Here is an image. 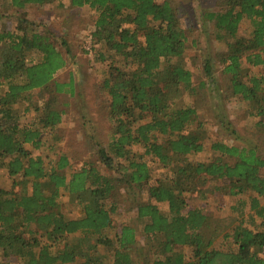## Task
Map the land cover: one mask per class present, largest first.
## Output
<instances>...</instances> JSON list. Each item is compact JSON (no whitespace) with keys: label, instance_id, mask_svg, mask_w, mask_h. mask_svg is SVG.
I'll return each mask as SVG.
<instances>
[{"label":"trees","instance_id":"trees-1","mask_svg":"<svg viewBox=\"0 0 264 264\" xmlns=\"http://www.w3.org/2000/svg\"><path fill=\"white\" fill-rule=\"evenodd\" d=\"M52 3L66 2L0 0V11ZM68 6L86 7L94 17L91 53L105 65L110 142L98 149V163L87 161L69 176L67 157L43 156L60 141L53 136L65 113L60 96L73 94V80H54L66 59L51 32L27 19L2 27L0 264H264V159L257 149L204 143L197 101H204V80L216 63L224 90L246 104L264 132V72L253 70H264V0H217L207 18L225 48L204 61L202 81L183 63L191 40L170 2L68 0ZM59 45L69 53L64 41ZM220 124L232 137L231 127ZM220 181L238 199L229 220L190 208ZM63 195L76 203L79 218L64 215ZM120 210L132 217L116 229Z\"/></svg>","mask_w":264,"mask_h":264},{"label":"rangeland","instance_id":"rangeland-1","mask_svg":"<svg viewBox=\"0 0 264 264\" xmlns=\"http://www.w3.org/2000/svg\"><path fill=\"white\" fill-rule=\"evenodd\" d=\"M164 1L170 2L176 10L181 26L191 40L183 63L193 72L197 81H202L204 61L210 62L216 52L225 48L223 43L217 42L213 24L207 18L209 13L216 11L217 0H156L159 4ZM63 2H66L63 7L52 3L43 7L28 6L22 11L8 10L3 13L4 15L0 11V29L4 26L8 29L13 28L18 21L27 19L39 26L40 31L48 30L58 39V47L66 59V67L55 75L54 80L62 84L72 79L74 92L72 95L67 93L60 96L61 101L66 104L63 107L65 113L61 124L53 132V136H58L60 141L54 143V152L43 150V156H48L53 161L60 156L67 157L69 168L66 173L69 176L72 172L80 170L87 161L98 163V149L110 142L111 124L107 109L108 98L101 89L105 65L95 60L94 52L90 54L86 50L88 46H92V40L89 39L94 17L86 7L70 8L68 0ZM60 41L66 43V50L69 53H65L59 45ZM253 70H256L255 73L264 72L263 69ZM224 78L221 67L212 62V78L204 80L206 82L204 101L197 100L198 114L205 134L204 143L223 142L241 149H257L258 156L264 159V132L256 126L257 120L249 116L246 104L239 102L224 90ZM183 106L184 102L180 100L177 107ZM29 119L30 117H19V120L25 123ZM220 123L231 127V133L227 130V134H231L232 137L226 136L225 129ZM133 150L142 153L139 149ZM205 156L209 161L214 157L209 151L205 152ZM157 178L158 173L155 171L151 183L155 184ZM214 186L217 188L212 196L202 202L199 200L193 202L190 208L200 206L210 218L229 220L230 207L238 199L226 195L223 182H214L212 187L215 189ZM260 201L264 205V199ZM61 202L67 218L77 219L81 216L76 203L67 196L63 195ZM160 210L167 211L164 205H161ZM123 212L120 210L118 215L113 216L116 229L127 221L128 216L132 217V214ZM137 246L144 252L141 234Z\"/></svg>","mask_w":264,"mask_h":264},{"label":"built area","instance_id":"built-area-1","mask_svg":"<svg viewBox=\"0 0 264 264\" xmlns=\"http://www.w3.org/2000/svg\"><path fill=\"white\" fill-rule=\"evenodd\" d=\"M89 41H91V38L89 39ZM86 50H87L88 53L91 54V46H88V47L86 48Z\"/></svg>","mask_w":264,"mask_h":264}]
</instances>
